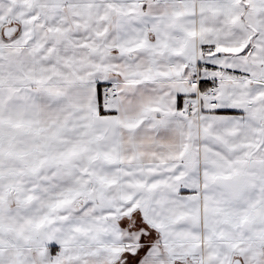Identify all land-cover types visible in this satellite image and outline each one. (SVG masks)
I'll return each instance as SVG.
<instances>
[{
	"label": "snow or ice",
	"instance_id": "6c2138e0",
	"mask_svg": "<svg viewBox=\"0 0 264 264\" xmlns=\"http://www.w3.org/2000/svg\"><path fill=\"white\" fill-rule=\"evenodd\" d=\"M0 264H264V0H0Z\"/></svg>",
	"mask_w": 264,
	"mask_h": 264
}]
</instances>
